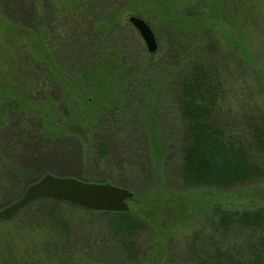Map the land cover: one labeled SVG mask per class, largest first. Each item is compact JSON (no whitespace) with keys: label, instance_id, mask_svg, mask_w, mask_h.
I'll use <instances>...</instances> for the list:
<instances>
[{"label":"rangeland","instance_id":"rangeland-1","mask_svg":"<svg viewBox=\"0 0 264 264\" xmlns=\"http://www.w3.org/2000/svg\"><path fill=\"white\" fill-rule=\"evenodd\" d=\"M250 3L0 0V159L7 151L3 145L10 146L5 174L0 169V187L9 194L0 190V210L23 196L22 177L24 184L50 173L120 186L134 192L128 201L130 213L143 226L136 251L127 252L111 241L105 225L110 217L71 209L63 213L71 229L69 254L83 252L89 258L83 264H191L188 247L204 214L216 208L264 206V180L233 189L183 185L186 140L184 135L175 140L181 136V116L178 94L168 87L167 77L176 55L170 44L183 37L178 28L193 33L208 28L193 38L194 54L204 45L200 59L220 68L221 81L222 69L229 66L225 76L233 81L234 91H240V85L257 90L259 80L251 82L249 65L262 68L264 21L251 16L250 23L243 24ZM133 16L152 28L158 44L154 55L131 24ZM245 27L257 52L248 61L240 50L222 48L230 39L242 44L236 29ZM231 32L238 34L232 37ZM147 56L152 59L146 61ZM92 122L100 128L112 126L109 134L107 129L100 133L108 134L101 138L107 141L104 159L95 156L98 145L90 142ZM25 125L30 135L23 137ZM21 215V220L0 225V239L18 230L27 232V225L48 230L42 222L28 224ZM3 254L1 249L0 257Z\"/></svg>","mask_w":264,"mask_h":264},{"label":"trees","instance_id":"trees-1","mask_svg":"<svg viewBox=\"0 0 264 264\" xmlns=\"http://www.w3.org/2000/svg\"><path fill=\"white\" fill-rule=\"evenodd\" d=\"M223 6L224 13H227L228 1ZM244 10L247 12L243 17L245 26L250 23L251 16L264 21V0H251ZM113 24L114 20H111L109 25ZM207 29L193 33L180 27L178 31L183 37L170 44L176 55L172 59L174 65L167 74L168 87L175 89L178 94L182 125L179 129L181 136L175 140H183V135L186 140L183 143L181 178L185 187L233 189L264 180V105L260 100L263 97L261 93H264V60L261 69L253 63L249 65L253 68L251 82L254 84L255 80H259L254 85L257 90H243L244 85H240L241 90L234 91L233 81L225 76V72L231 68L228 66L222 69L221 81L220 68L200 59L205 51L204 45L196 49L195 54L191 48L195 36H202L207 33ZM241 30L236 29L242 44L230 39L232 42L222 43V48L233 52L238 49L246 61L252 60L257 52L250 46L247 27L243 28L244 32ZM237 32H231L230 36H235ZM151 59V56L146 57V61ZM111 127L107 125L100 128L96 122H92L88 129L91 144L98 145L95 156L99 159L107 157V141L103 142L101 138L109 134ZM28 128V125L21 128L23 137L30 135ZM104 129L108 130V134L103 136L100 133ZM9 147L3 145L7 151L0 159L2 175L8 165L5 156L9 154ZM19 180L24 194L31 183L24 184L26 180L23 177ZM1 189V193L9 194L5 186H1ZM71 209L91 212L51 198L29 203L10 219L4 217L0 210V225L21 220V214H25L28 224L42 222L48 228L46 231L35 230L33 225H27V232L18 230V233L4 234L0 239V251H4L0 264L85 263L89 258L83 252L69 254L67 250L66 240L71 229L63 213L64 210L70 213ZM92 213L110 217L105 225L108 233L112 234L113 243L122 246L127 252L136 251L138 236L143 227L136 215L130 211ZM204 219L200 231H196L188 247L191 264H264V206L235 210L216 208L204 214ZM31 253L37 261L29 257Z\"/></svg>","mask_w":264,"mask_h":264},{"label":"water","instance_id":"water-1","mask_svg":"<svg viewBox=\"0 0 264 264\" xmlns=\"http://www.w3.org/2000/svg\"><path fill=\"white\" fill-rule=\"evenodd\" d=\"M130 22L145 41L148 51L156 53L157 39L148 23L135 16L130 18ZM41 198L65 201L93 212L127 213L130 211L128 201L134 198V192L116 185L86 183L48 173L30 184L19 200L2 210V215L11 218L29 203Z\"/></svg>","mask_w":264,"mask_h":264}]
</instances>
